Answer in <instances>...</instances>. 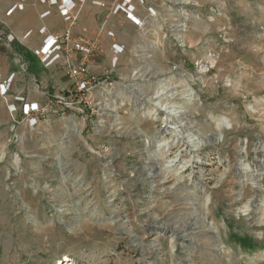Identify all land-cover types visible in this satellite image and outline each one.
I'll list each match as a JSON object with an SVG mask.
<instances>
[{
	"label": "rangeland",
	"instance_id": "obj_1",
	"mask_svg": "<svg viewBox=\"0 0 264 264\" xmlns=\"http://www.w3.org/2000/svg\"><path fill=\"white\" fill-rule=\"evenodd\" d=\"M170 6L84 113L0 96V264H264V0Z\"/></svg>",
	"mask_w": 264,
	"mask_h": 264
},
{
	"label": "crops",
	"instance_id": "obj_2",
	"mask_svg": "<svg viewBox=\"0 0 264 264\" xmlns=\"http://www.w3.org/2000/svg\"><path fill=\"white\" fill-rule=\"evenodd\" d=\"M172 1L174 0H65L66 7L71 9L70 14L74 16L72 36L98 38L103 45V54L90 65L91 72L101 75L107 72L113 57L111 45L116 43L125 48V32L144 26L150 19L157 23L158 28L166 27L168 23L171 30H176V12L170 9L166 12L163 8L165 5L170 8ZM59 2L60 0L54 3L48 0H0V32L5 31L13 36L11 45L0 43V75L7 77L10 72H15L10 91L12 95H20L29 102H41L44 95L69 83L63 64L56 62L46 67L35 54L47 33H61L68 27L61 15ZM123 2L133 19L140 21V25L128 18L119 6L114 10L115 5ZM149 6L153 11L150 10L148 14L145 8ZM182 26L184 23L180 25ZM15 54L22 59V70L21 63L14 59Z\"/></svg>",
	"mask_w": 264,
	"mask_h": 264
},
{
	"label": "built area",
	"instance_id": "obj_3",
	"mask_svg": "<svg viewBox=\"0 0 264 264\" xmlns=\"http://www.w3.org/2000/svg\"><path fill=\"white\" fill-rule=\"evenodd\" d=\"M48 1L54 3L56 0ZM58 6L68 27L61 33H47L35 54L46 67L56 62L63 64L69 76V83L66 86L57 87L53 93L44 95L45 99L41 102H29L20 95L13 96L21 102L20 113L22 119L31 127L38 126L43 117H67L70 111L78 114L84 113L85 109L81 104L87 101L88 95L93 92L94 87L99 82V75L91 72L90 65L95 63L96 59L103 54L101 40L98 38L73 37L71 24L74 16L70 14L71 9L66 7L65 0H60ZM118 6L126 12L128 18L138 25L140 24V21L133 19L130 12L127 11L124 2L115 5L114 10L118 9ZM108 35H112V33H108ZM12 40L13 36L9 33L4 36L0 35V43L2 44L11 45ZM111 49L113 54H117L123 50V46L113 43ZM14 59L16 62L21 63L20 69L22 70L24 68L23 62H21L22 59L18 54L14 55ZM14 76L15 72H10L7 77L0 75V96L6 100L11 95L10 87Z\"/></svg>",
	"mask_w": 264,
	"mask_h": 264
},
{
	"label": "bare ground",
	"instance_id": "obj_4",
	"mask_svg": "<svg viewBox=\"0 0 264 264\" xmlns=\"http://www.w3.org/2000/svg\"><path fill=\"white\" fill-rule=\"evenodd\" d=\"M187 1V0H186ZM140 25V24H139ZM170 88H172V87H170L169 86V84L167 83H160L159 85H158V87H157V89H156V92H155V94L156 95H160V94H163V93H166V92H168V90L170 89ZM104 91H106L107 93L110 91L108 88H104ZM105 92V93H106ZM171 94H173V92L171 93ZM219 126V125H218ZM244 194H246V192H244ZM66 264H68V263H66Z\"/></svg>",
	"mask_w": 264,
	"mask_h": 264
},
{
	"label": "trees",
	"instance_id": "obj_5",
	"mask_svg": "<svg viewBox=\"0 0 264 264\" xmlns=\"http://www.w3.org/2000/svg\"><path fill=\"white\" fill-rule=\"evenodd\" d=\"M0 35L4 36V35H6V32L5 31L0 32Z\"/></svg>",
	"mask_w": 264,
	"mask_h": 264
}]
</instances>
